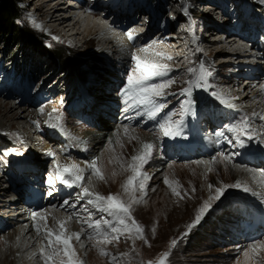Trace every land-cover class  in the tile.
I'll return each mask as SVG.
<instances>
[{
    "label": "bare ground",
    "instance_id": "bare-ground-1",
    "mask_svg": "<svg viewBox=\"0 0 264 264\" xmlns=\"http://www.w3.org/2000/svg\"><path fill=\"white\" fill-rule=\"evenodd\" d=\"M35 1L37 0H32V2ZM53 2L54 1L49 0L48 2L39 6L35 11L38 12L37 15L44 18L41 21L44 24L45 29L51 34H57L58 40L61 42H79V40H84V43L85 38L89 36L90 39L97 43L94 53L105 57L106 64L108 66H112L113 68L115 67V69L119 70H126L130 64L134 63L131 60L132 54H136L142 58L145 56H150L159 63L165 64L174 70L179 69V71L182 69V65H179L178 63L182 62L183 64V62H186L187 54H182L180 52V44L182 40L187 37L190 31L184 33L183 39L179 40L176 38L175 41H172V38H174L173 36L164 35V30H160L162 34L154 32L152 34L149 32V29H144L141 33H138L136 32V29L134 30V26L136 24L128 14H125V16L127 19H129V26L127 28L120 27V25H118V21H120L122 17L121 14H117L116 11L120 10V6H123L121 3H116V5H114L115 12H113V14L116 15L115 21H112L108 24L106 23L102 25L98 21H90L89 17L77 16V14L75 20L71 22L70 18L61 16L60 12L72 11V6L62 7L61 4H59L60 2ZM131 3L134 4V0ZM89 4H93V6L98 5L97 0H91ZM107 5L112 6V0H108ZM93 6L90 8L92 10L89 12L87 10L89 7H82V9L84 10V13H88L90 16L96 17L97 14L94 10L96 7L93 8ZM203 8H205V13H211L213 18L218 22L220 19L219 13L212 11V9H209L208 6H204ZM154 10L157 12V16H161L163 14V12L159 9ZM178 10L179 12L181 11L179 7L175 9L176 12ZM151 13H153V11ZM103 14L106 13H102V15ZM173 22L174 19L171 20V23ZM237 22L238 23L236 24L234 23L235 28L232 29L234 31H229L231 33L230 36L221 35L211 40V43H213L212 46L220 45L218 46L220 49L218 51L215 50L216 53L218 52V54L215 55L221 54L226 56L221 57L219 64H232V67L229 70L231 72L229 76L230 78L220 81V83L224 85V87L221 88L220 95L222 99L229 98L228 102L226 101L223 103L228 104L231 110L238 112L239 115L246 114L250 121H254L253 123L264 124V120L260 119V117L264 116V88H261V85H264V40H259L256 43L253 38L254 36L256 38L257 35H254L251 38V35L247 30L248 24H242L239 26L240 22ZM214 26L216 27L217 25ZM219 26H224V24ZM249 26H252V24ZM259 27L256 29L258 30ZM132 28L133 31L131 30ZM189 28L190 26L187 25L186 29ZM235 29L237 30V33L235 32ZM130 30L135 36V39L131 41L126 35V32ZM180 30H182V27L179 28V31ZM208 31L212 33L214 30L208 29ZM176 32L177 30L175 31L173 29V34ZM229 32L227 31L226 33ZM216 36H218V34ZM153 41L156 43H153ZM188 44L195 45L196 39L190 37L183 45L185 46ZM145 47L148 48V52H141L140 49ZM156 52L162 53L163 56L155 57L153 54ZM166 57H171V59H167ZM235 77H239L238 81L234 80L236 79ZM87 82V92L89 90L90 94H92L94 97V100H91V97L88 95L89 92L87 93L85 97L86 105H90L91 103H95L96 95L103 91L100 89L101 86L96 88L100 89L101 91L95 89L94 86H97V84H95V79L91 78ZM104 82H106V80H104ZM107 82L109 85H105L104 89H107L108 87H111L110 89H112L113 84L111 81ZM1 88L2 84L0 85V89ZM8 94H11V92H8ZM114 95V99L111 100L112 104H107L105 106L106 108L104 109H98L101 113H107L110 117L112 116V113L115 112L113 103H115L116 99L118 98V95ZM166 97L167 96L165 95L163 101L165 102L166 106H168L169 103H167V100L169 99ZM203 106L204 105H202V107ZM0 111L2 113H0V134L7 135V132L10 129L13 130V123H17L20 126V132H18V130L16 133H19V139L23 141L25 148H28L26 142L34 143L36 147V154L38 153L42 155V159L49 158L52 160V171L55 172V166L57 164L67 165L70 163H76L82 169H85V165L88 162H90L92 159H96L97 167L100 169L104 179L100 180L97 177L95 178V176L91 175L90 170L86 169L84 171L83 182L87 179H89L90 182H93L94 178L96 180V187L92 188L90 191L103 196L112 194L118 196L124 203H131L130 214L144 230L143 239H140V248L136 244L134 233H128L125 238H120L122 234L120 235L114 233L112 236H109L108 233H111V231L110 229L106 228V230L108 229L107 235L109 239L104 240V243L97 240L93 241L90 237L88 238L86 230H82V227L80 228L78 226V223L80 225L84 217L87 219H89V217L88 212L82 211L81 208V205L86 204V201H78L77 192L73 193L72 196H67L64 198V200H68L70 204L75 203V208L67 206L61 207L64 200H58L56 196L51 195V197L54 198L52 202L43 201V206L40 209L34 211L46 214V224L48 227L58 230L57 221L64 220L66 221L67 233H79L80 236L84 234L86 235L87 239L80 238L79 241H76L75 238H73L71 241L76 253L75 259L80 261L82 257L85 258L84 262L80 261L82 264H128L134 260L143 264L142 259L135 258V253H143L144 255H147L148 253H152L154 250H158L159 248L166 246L173 240H182V234L185 232H191L193 228L189 231L188 225L194 222L195 217L198 214L201 215L202 212H200V209L204 207L206 203L205 201H208L206 200L207 196L204 193L209 192L211 196H214L213 190L210 191L208 185L214 181L215 176L221 177L224 182L226 180H230L234 183V185L238 183L239 187L242 186L243 188L248 189L247 191L249 192V195L247 199H244L245 201L264 198V165L259 164L257 166H248L246 165V162L239 163L234 159L230 163L221 162L208 165L201 163L202 161L209 160L212 156H216L214 154L211 157L203 159L197 158L191 164L182 161L181 165H186V167H188L185 170H180L178 168L167 170L165 179L159 185L158 189L146 190L144 188V190L141 191L137 187L134 196L135 200L138 202L132 203L129 199V195L125 193L123 187L128 177L132 175V172L128 166L133 163L132 157L138 156L143 151V145L145 143L154 145L153 143H155V139H153L150 134L136 127H129L119 131V127H117V125L111 126V128H109V130L115 129L110 133V131L106 130L108 127H105V125L103 126L101 124L98 130L81 131L76 135L73 141L74 147L76 146V149L78 150L76 153L77 156H72L75 155L74 153H69L68 156H63L64 151L61 150V148L58 146V143L49 136V130L51 127H53V125L51 126L50 122H48L45 117L51 116L50 113H52V111L50 108L40 111V114H36L37 110L32 106L14 101L10 104L0 103ZM81 111L84 113L87 112V110ZM119 115H122L121 110L119 111ZM91 117L88 119L93 123L95 116ZM123 119L125 120L126 117H120L121 122L124 121ZM41 120L44 122H41ZM40 122L44 126L38 130V124ZM88 122L90 123V121ZM28 126H30L29 128L34 131L33 134H30L31 132L28 133ZM139 126L141 127L142 125L140 124ZM156 127L158 126L156 125ZM212 127H214V124H211V130ZM206 135L207 134H205L203 137ZM124 136L127 138V141L124 142L125 145L120 148L117 147L120 145V143H117L118 137L120 138ZM35 138H37L38 141H34ZM208 139L213 140V137L209 136ZM71 140L72 139H70V141ZM106 141L109 144L111 143L110 148L103 146ZM223 142H228L227 144H229L231 143V140L226 137ZM235 150H237V147H234L225 153L236 154L238 151ZM151 153H154L153 149ZM216 158L219 160V157L216 156ZM158 160L164 161L166 160V157L163 155L159 157ZM24 165L25 170L29 168L35 170L36 168L35 166H31V163L28 161H25ZM147 165H149V162H146L142 165L143 177L145 176L143 168ZM172 165L174 167L179 164L175 162L172 163ZM209 167L213 169L211 172L208 171ZM160 170L161 169L159 168H154V170H152L153 176ZM143 179H141L139 183L144 185ZM165 180H167L168 183H165ZM56 186L57 184H55V187ZM5 187L8 189L7 185H5ZM6 188H3L4 190L0 188V224L3 226L4 230V232L0 233L2 234L0 247L2 248V245H4V250L2 253H0L1 264H38L35 261L37 258L41 260V264H44L43 259L40 257V250L43 247L45 249V254L50 251L45 233V221L40 220L39 218L34 220L32 217L33 211L27 210V208L21 204L11 207L12 203H9L8 197L5 196L7 193ZM236 188L237 187L233 186V189ZM213 201L214 200L208 201L210 206ZM241 201L242 202H240L235 207L236 210L235 208L230 207V211H234V213H236V219L238 221L240 220V217H242L240 214L245 216L253 215V211L248 212L249 207L247 202H243V199ZM240 206L241 208H239ZM87 207L88 211L93 213L92 219H94L95 212L96 214L98 212L90 205ZM73 213H76V215H70ZM102 215L103 214H101V216ZM53 217H55V220ZM183 218H185V222L183 221ZM109 219L111 218L109 217ZM37 227L40 228L39 233L36 230ZM240 231L244 232V229ZM256 231L257 232L254 233L253 231H249L247 228V237L260 236V230L258 229ZM96 235H98L97 238L103 237V235L98 233H96ZM115 236H119V239H123L124 243L118 242V239L113 238ZM242 237L244 240H247V237ZM127 240L131 241L130 245L125 244ZM230 240L235 241L232 238ZM110 243H112L113 246L109 247L108 245ZM260 243L261 242L258 241L253 242L250 245V248L253 249V252L245 250L246 252H244L243 256L246 262L252 258L258 259L264 264V248ZM122 244L125 245L123 249H121ZM86 247H88L89 250L87 253L83 252L84 254L82 253L83 255H81V258H79L81 252ZM102 252L106 253L107 255H101ZM92 260L94 261L92 262ZM53 261L54 264H59V260L57 258L54 257Z\"/></svg>",
    "mask_w": 264,
    "mask_h": 264
},
{
    "label": "rangeland",
    "instance_id": "rangeland-1",
    "mask_svg": "<svg viewBox=\"0 0 264 264\" xmlns=\"http://www.w3.org/2000/svg\"><path fill=\"white\" fill-rule=\"evenodd\" d=\"M15 1L16 6L19 8L21 16L19 26H23L26 29L27 34L32 35L35 38L36 42L29 39H16L15 37L7 42L6 39L0 37V72H4V74L13 72L14 74L19 75L25 69H29L32 72L30 74L32 75V79L35 81V91L39 89V91L44 93L45 95L51 96L53 100L46 106H41L42 108H36V114H40V111L50 108L52 111V113H50L51 116H48L49 119L48 117H45V119L50 122L51 126L55 123H61L66 126L73 139H75L76 135L81 131L98 130L101 124L103 126L105 125V127H108V129L106 130L110 131V133L115 129L109 130V128H111V126L117 125V127H119V131H122L123 129L129 127H136L150 134L153 139H155V143H153L154 153H151L150 158L147 160V162H149V165L144 167L145 169L143 168L146 176H144L145 178L143 179L144 188L146 190L158 189L159 185L165 179L167 170H171L173 168L185 170L188 168L186 167V165H181L182 161H171L169 159H166L164 161L158 160V158L163 156L164 154L161 153V143L165 135L160 130L159 126L156 127V122H153V120L147 121L141 127L139 126L140 122L133 125L132 127L129 126L128 121L121 122V116L119 115L121 107L120 105H117L119 103L116 104L118 98L116 99L115 103H113L115 112L112 113L111 117L108 116L107 113H101L98 110L106 108L105 106L107 104H112L111 100L114 99V94L118 95L116 93V89L118 90V86L121 85V83H123V81L125 80L127 82V76L134 73V63L130 64V66L126 70H119L115 69V67L113 68L112 66H108L106 64L105 57L99 56L94 53V49L97 47V43L94 40L90 39L89 36L85 38L84 43V40H79V42L59 41L57 34H51L48 30L45 29L44 24L41 21L44 18L37 15L38 12H35L39 6L48 2L49 0H37L35 2H32V0ZM52 1H54L53 3L60 2L59 4H61L62 7L72 6V11L60 12L61 16L70 18L71 22L75 20L77 14V16L89 17L90 21H98L102 25L115 21L116 15L113 14V12H115L114 5H116V3H121L123 5V8L120 6L121 11H116L117 14L120 13L122 17V19L118 21V25L123 28H127L129 26V19H127L125 16V14H128L136 24L134 26V30L136 29V32L138 33H141L143 31L144 26L147 22L146 16H149L154 8L164 12L163 16H168V19L171 21L173 19L171 17V15L173 14V10L179 7L181 9L182 15L187 16L185 18L183 17L184 24L190 26L189 29H186V25L184 29L185 31L189 30L190 33H188L187 37H185V39L182 40L180 44V52L182 54H187L186 62H183V64L182 62L178 63L179 65H182V69L179 71V69L174 70L168 67V74L167 76H164L165 81L169 79L173 81V83L164 90V92L167 93L166 98L169 99L167 100V103H169V105L166 106V109H169V107L171 109L170 113L168 114V118L173 122L180 120V115L182 113L181 111L184 109H189L188 113H192L193 111L195 112L198 109L211 104H213L214 111H220L221 116L225 117V109H221L219 103L223 104V102H228L229 98L222 99L220 91L221 88L224 87V85L221 84L220 81L230 78L229 76L231 72L229 70L232 67V64H219V61H221V57L226 56L221 54L215 55L218 54V52L216 53V51L220 49V47H218L220 45L212 46V39H215L221 35L230 36L231 33L229 31L235 28L234 23L236 24L238 23L237 21H239V26H241L242 24H248L247 30L251 35V38L254 35H257L256 38L255 36L253 38L256 43L259 40H264V0H134V4L131 3L133 0H112V6L107 5L108 0H97V6L89 4L91 0ZM92 6L93 8L96 7L94 9L97 14L96 17H92L88 13H84V10L82 9V7H89V9H87L89 12L92 10L90 9L92 8ZM204 6H208L209 9H212V11L219 13L220 19L218 20V22L213 18L211 13H205V8H203ZM102 13L106 14L102 15ZM175 16H179V10ZM221 24H224V26L220 27L219 25ZM250 24H252V26H249ZM214 25H217L218 27H215ZM257 27H259L258 30L256 29ZM148 29L152 34L153 32L162 34V32L160 31L162 29H160V26L157 23L150 26L146 30ZM173 29L176 31L177 28ZM173 29L169 33L165 32L164 35L173 36L174 38H172V41H175L176 38H178L179 40L183 39L184 32L180 33L179 31H177L173 34ZM208 29H213L214 31L211 33L208 31ZM131 30L133 31V28ZM227 31L229 33H226ZM236 31L237 30L235 29V32ZM217 34L218 36H216ZM190 37L196 39V44H188L184 46L183 44L186 43V41ZM207 46H209L210 48ZM190 68L194 69L195 72L190 73ZM202 71L211 72V76L206 77L209 88L207 87V90L201 87L194 88L192 90L191 97L182 96L180 93L182 89L188 86V81L200 75ZM2 77L3 76L1 74L0 78ZM91 78L95 79L96 81L95 84H97V86H94L95 89L98 86H101L100 89H102L103 92L100 93L98 91L99 93L96 95L95 103L86 105L85 97L88 92L91 100H94V97L92 96V94H90V91L88 90L87 92V81ZM235 78L236 79L234 80L238 81L239 77ZM104 80H106V82H104ZM107 81H111V83L113 84L112 89H110L111 87L108 86V88L106 87L107 89H104L105 85H109ZM0 84L6 85L4 82ZM164 97L165 95L160 100H164ZM189 99L196 100H194V103L196 104H194V107L189 106V104L187 103ZM71 100H74L72 105L70 103ZM14 101L20 102L18 101V99H16V97H7V94L4 91L0 93V103L10 104ZM77 103L78 105H76ZM202 105L204 106L202 107ZM208 108L210 109L209 106ZM134 109V107L130 108L129 105L124 106V112H126L124 113V115H130L131 112L134 111ZM81 110H87V112L84 113ZM205 112L209 113V110H206ZM233 112L235 113V111ZM91 116H95L93 123L88 119ZM243 118L248 117L246 116V114L234 115V118H232L230 122L231 127H228V129H226V132L233 127L239 126ZM88 121H90V123ZM225 121L226 119L222 120V122ZM41 122L44 121L41 120ZM41 122L38 124V130L40 128H43L44 126ZM253 122L250 121L253 139L249 140L247 136H242V139L244 140L245 144H251L254 150H264V138H262L264 137V124ZM13 125V130L10 129L7 132V135L0 134V188H6L4 186L7 185V183H5V177L2 172L8 167L13 166L14 162L16 161H18L19 164L23 165L25 161H28L29 163H31V166L36 167L35 170L29 168L27 169L28 171L25 170L20 174L17 173L16 175L19 177V179L21 178V175L28 172L29 178L35 177V175L39 178L41 176V182H47L46 180L48 179L46 178H48V175H53L54 172L52 171V160L49 158L42 159V155L38 153L36 154V147L34 143L26 142L28 147L26 149L23 141L19 139V133H16V131L18 130V132H20V126L17 123H13ZM29 127L30 126H28V128ZM213 130H209V132H212ZM220 131L223 132V129H220ZM33 132L34 131L31 128L28 129V133L33 134ZM209 132L207 131V133ZM232 132L233 131H231L227 137L232 138V136H234L231 141H235L236 133ZM34 141H38V139L35 138ZM126 141L127 138L125 136L120 138L118 137L117 143H120V145H118L117 147L120 148L124 146V142ZM103 146L110 148L111 143L109 144L106 141ZM224 148L226 149V146L222 147L223 152L225 150ZM219 154L220 153H216L215 155L219 157ZM193 161L194 160L192 159L186 160L184 162H188L189 164H191L193 163ZM175 162L179 165L173 167L172 163ZM154 168H159L161 170L153 176L152 170H154ZM95 178L93 182H90L89 179L85 180L83 182V186L88 187L89 190L95 188ZM211 184L214 185V188L212 189L214 195L215 188H221L225 186L228 187H225V191L223 192L219 200H214L207 211L201 213V220L199 221V223L195 224V226L193 227L191 232L187 234V236L183 237L182 240L178 239L175 246H172V242H170L166 246H163L158 250H154L155 252L152 251V253H148L147 255H144L143 253H135V258L142 259L143 264H160L161 261H163V264H263L258 259L252 258L248 262H246L243 255L246 251L253 252V249L250 248V245L253 242H261L260 244L264 248V233L258 237H252L253 239L249 240V238H247V240H244L242 236H245L246 233L240 231L243 229L242 224H240V222L236 219V213H234V211H230V207L235 208L236 205L242 202V199L243 202H248L244 199H247L249 192L245 191V188H243L242 186L233 189V182H231L230 180H226L224 182L219 176H215L214 181ZM77 193H79V191ZM204 194H206L207 196L206 200L209 201V198L211 196L210 193L207 192ZM62 200H64V198ZM249 201V203L251 204L253 202L264 203V198ZM101 214L102 213L99 212L96 214L95 212L94 219L92 220L95 221L97 219H100L99 217H101ZM86 221H88V219L84 217L82 223H80V225L78 223V226L80 228L82 227V230H86L88 238L90 237L93 241L97 240L104 243V237L97 238L98 235H96L97 232L95 228H88ZM183 221L185 222V218H183ZM0 228L3 229V226H1V224ZM106 228V226L104 227V225L101 224V233L105 232ZM107 230L105 233H108ZM2 232L4 231L1 230L0 233ZM108 234L109 236H112L114 233ZM127 234L128 233L125 232L122 235L120 234L121 236H119L120 238H125ZM80 238L87 239L85 234L81 235ZM231 238L235 241H231ZM0 241H2V234H0ZM140 241V238H136V244L139 248ZM118 242L124 243L123 239H118ZM125 244L130 245L131 241L127 240ZM108 246L110 247L113 245L112 243H110ZM124 246L125 245L122 244L121 249H123ZM3 248L4 245H2V248L0 247V253H2V251L4 250ZM86 248L81 252L79 258H81V255L84 254L83 252L87 253L89 249L88 247ZM166 253L167 256H165ZM84 259L85 258L82 257L80 261L84 262ZM35 261L38 264H41V260L39 258H37ZM93 261L94 260H92V262ZM128 264L141 263L134 260L129 262Z\"/></svg>",
    "mask_w": 264,
    "mask_h": 264
},
{
    "label": "snow or ice",
    "instance_id": "snow-or-ice-1",
    "mask_svg": "<svg viewBox=\"0 0 264 264\" xmlns=\"http://www.w3.org/2000/svg\"><path fill=\"white\" fill-rule=\"evenodd\" d=\"M128 39L134 40L135 36L133 32L130 30L126 32ZM153 43H156L153 41ZM141 52H148V48H141ZM155 57H162L163 54L156 52L153 54ZM167 59H171V57H166ZM131 60L134 62L135 71L132 74L127 76V86L122 89L124 95H131V99L134 103H130L128 100L125 101L129 107L136 108L138 116L147 115L149 119L152 120H160L159 128L163 132L165 136H175L179 135V128L181 123L179 121L173 122L169 118H161L160 113L166 107L165 103H160L159 100L163 98L167 93L164 90L169 87L173 81L167 80L164 82H155L157 78L167 76L168 74V66L165 64L159 63L157 60L153 59L150 56L140 57L136 54L131 55ZM190 73H194L195 70L190 68ZM211 76V72H201L200 75L196 76L194 79H190L188 81V86L181 91L182 96L191 97L192 90L194 88H204L207 90L208 82L206 77ZM261 88H264V85H261ZM187 103L194 107V100L189 99ZM231 106V105H230ZM55 111V110H54ZM192 114H195L194 111ZM260 119L264 120V116L260 117ZM58 126V125H57ZM230 131L235 132V144L240 147L244 146V140L242 136H247V138L253 139L252 131L250 127V120L248 118H243L241 124L239 126L233 127L229 129ZM217 138L225 135L224 132H216L214 134ZM264 138V137H262ZM153 149V145L150 143H145L143 145V151L138 156H133V163L128 167L132 172L124 184V191L129 195V199L132 203H136L138 201L135 200L134 193L137 187L143 191L144 185L139 183V181L145 177H143L142 173V165L147 162V160L151 156V152ZM235 154L229 153H220L219 160H217L216 156H212L209 160L202 161L206 165L213 163H221V162H232ZM90 170L91 175L103 180L104 177L101 174L100 169L97 167V160L92 159L85 165V169H82L76 163H70L67 165H59L55 166L54 175H50L47 183L49 184L51 190L49 195H52L56 191L55 184L59 181L61 184H65L68 187H78L81 189L79 193H77V198L79 200H85L86 204L82 205V211L88 212V221H86L88 228H95L96 232L100 235H103L105 240H108L109 237L107 233H101V224L110 229L111 233L115 234H123L125 232L135 234V238L143 239V228L137 223L135 219L131 216V203H124L118 196L109 194L107 196L100 195L98 193H94L89 190L88 187L83 186L84 180V171ZM213 169L209 167L208 171L211 172ZM165 183H168L165 180ZM235 187H239V184L232 185ZM210 191L214 188V185H208ZM228 187V186H225ZM225 187L215 188V195L210 196L209 200H219L223 192L225 191ZM248 189H245L247 191ZM175 191V190H173ZM88 205H90L97 212L106 214L102 215L100 219L95 221L92 220V212L88 211ZM72 207L75 208L76 204H70L68 200H64L61 207ZM210 207V203L206 202L204 207L200 209V212H205ZM76 215V213L70 214ZM33 219L39 218L40 220L45 221V233L46 238L48 240V248L50 251L45 254V249L42 247L40 250V257L43 259L44 264H54L53 258H57L59 260V264H82V262L75 259L76 253L74 250V246L71 243L73 238L76 241L80 240L79 233H67L66 231V221L60 220L57 221V228L53 229L52 227H48L46 224V214L45 213H32ZM109 217L111 219H109ZM201 216L198 214L195 217L193 223L188 225L189 231L195 226V224L199 223L201 220ZM55 220V217H53ZM37 232H40V228L37 227ZM187 232L182 234V237L187 236ZM115 239H119V236L113 237ZM177 244V240L172 241V246ZM101 255H107L106 253H101ZM167 256V253L165 254ZM163 264V261L160 262Z\"/></svg>",
    "mask_w": 264,
    "mask_h": 264
},
{
    "label": "trees",
    "instance_id": "trees-1",
    "mask_svg": "<svg viewBox=\"0 0 264 264\" xmlns=\"http://www.w3.org/2000/svg\"><path fill=\"white\" fill-rule=\"evenodd\" d=\"M21 20L19 8L15 0H0V37L8 42L16 39H29L36 42L35 38L27 34L23 26H19ZM34 38V40H33Z\"/></svg>",
    "mask_w": 264,
    "mask_h": 264
}]
</instances>
